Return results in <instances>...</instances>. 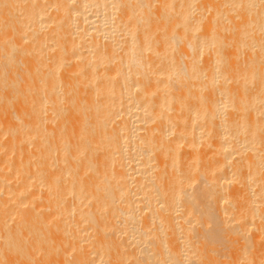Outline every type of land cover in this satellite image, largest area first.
Wrapping results in <instances>:
<instances>
[{"label": "bare ground", "instance_id": "6f19581e", "mask_svg": "<svg viewBox=\"0 0 264 264\" xmlns=\"http://www.w3.org/2000/svg\"><path fill=\"white\" fill-rule=\"evenodd\" d=\"M0 264H264V0H0Z\"/></svg>", "mask_w": 264, "mask_h": 264}, {"label": "rangeland", "instance_id": "374dc122", "mask_svg": "<svg viewBox=\"0 0 264 264\" xmlns=\"http://www.w3.org/2000/svg\"><path fill=\"white\" fill-rule=\"evenodd\" d=\"M177 50H178V49H177ZM177 50H176V49H174V50H173V52L175 53ZM170 52H172V51L170 50ZM173 52H172V53H173ZM174 53H173V54H174ZM176 54H177V52H176Z\"/></svg>", "mask_w": 264, "mask_h": 264}]
</instances>
